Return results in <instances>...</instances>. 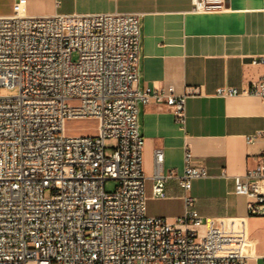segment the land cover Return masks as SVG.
I'll list each match as a JSON object with an SVG mask.
<instances>
[{
    "label": "built area",
    "instance_id": "built-area-1",
    "mask_svg": "<svg viewBox=\"0 0 264 264\" xmlns=\"http://www.w3.org/2000/svg\"><path fill=\"white\" fill-rule=\"evenodd\" d=\"M228 10L229 0H192L194 14ZM142 18L31 17L27 0L0 17V87L19 91L0 96V264H248L253 258L244 219L202 221L190 192L192 181L208 172L190 150L181 177L164 174L158 150L152 177L153 200H164L168 180L178 179L184 214L174 222L148 214L140 106L167 99L184 127L187 96L138 90ZM218 95L264 97V80ZM87 120L97 122V135L68 134V121ZM107 181L115 182L113 193ZM235 181L249 215L264 217V152L260 165Z\"/></svg>",
    "mask_w": 264,
    "mask_h": 264
},
{
    "label": "crops",
    "instance_id": "crops-1",
    "mask_svg": "<svg viewBox=\"0 0 264 264\" xmlns=\"http://www.w3.org/2000/svg\"><path fill=\"white\" fill-rule=\"evenodd\" d=\"M15 1L0 0V17L12 16ZM115 13L143 14L138 90L171 89L174 96H187L184 127L167 99L140 106L149 200L156 152L164 153V174L181 177L190 150L208 172L192 181L190 192L202 221L244 219L253 246L248 264H264V217L250 216L248 198L235 193V178L263 158L264 97L218 95L221 89L243 90L264 80V64H253L264 58V0H229V10L216 14L192 13V0H27L31 17ZM184 196L178 179L168 180L166 198L155 201L173 216L162 218L181 217Z\"/></svg>",
    "mask_w": 264,
    "mask_h": 264
},
{
    "label": "rangeland",
    "instance_id": "rangeland-1",
    "mask_svg": "<svg viewBox=\"0 0 264 264\" xmlns=\"http://www.w3.org/2000/svg\"><path fill=\"white\" fill-rule=\"evenodd\" d=\"M19 93L18 89L7 90L0 87V96L14 97ZM98 124L95 121H68L66 129L69 135L73 136H95L97 135ZM110 145V144H108ZM107 193H113L116 189V184L113 181H107L105 186ZM148 214L154 217H170L173 213L166 211L161 202L150 199L147 202Z\"/></svg>",
    "mask_w": 264,
    "mask_h": 264
}]
</instances>
